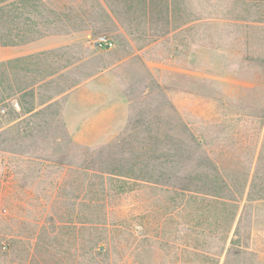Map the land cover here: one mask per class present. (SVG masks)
I'll return each instance as SVG.
<instances>
[{
  "label": "rangeland",
  "instance_id": "374dc122",
  "mask_svg": "<svg viewBox=\"0 0 264 264\" xmlns=\"http://www.w3.org/2000/svg\"><path fill=\"white\" fill-rule=\"evenodd\" d=\"M22 8L30 40L0 49L60 47L0 60V264H182L183 239L162 220L156 240L153 218L183 174L235 187L236 245L220 264H264V0ZM89 210L112 231L95 254Z\"/></svg>",
  "mask_w": 264,
  "mask_h": 264
},
{
  "label": "trees",
  "instance_id": "16d2710c",
  "mask_svg": "<svg viewBox=\"0 0 264 264\" xmlns=\"http://www.w3.org/2000/svg\"><path fill=\"white\" fill-rule=\"evenodd\" d=\"M25 1L0 0V46L16 45L17 39L21 41L25 37L24 41L30 40V37L25 36L18 27L23 14L29 17L22 8ZM17 12L21 15L19 22L16 21ZM10 22L12 30H15L14 35L10 31ZM163 184L167 187V200L164 203L167 206L165 209L167 213L165 216L162 208L155 212L153 219L157 220V225L153 230L156 240L163 236L161 224L166 221L169 226L167 235L170 234L172 239L177 236L183 239L182 264H220L223 255H229L236 245V241L231 240L230 235L237 223L240 209L238 200L228 195L235 193V187L230 188L225 180L203 181L187 174L171 176L169 181ZM88 200L87 204L90 206L95 202L91 198ZM88 213L92 217V222L88 226L89 249L95 254L98 247L107 242L105 241L107 237L103 236L110 235L112 231L106 226L93 225L94 221L103 218L101 213L90 210ZM73 215L78 217L75 213ZM104 216L106 218L108 215ZM7 242L8 234L0 228V257L7 256Z\"/></svg>",
  "mask_w": 264,
  "mask_h": 264
},
{
  "label": "crops",
  "instance_id": "0c3cea01",
  "mask_svg": "<svg viewBox=\"0 0 264 264\" xmlns=\"http://www.w3.org/2000/svg\"><path fill=\"white\" fill-rule=\"evenodd\" d=\"M50 43L51 42L46 39L32 42L27 45L4 47L3 49H0V56H2L0 60H11L14 58L28 56L35 53L37 54L40 52L49 51L60 47V45H50Z\"/></svg>",
  "mask_w": 264,
  "mask_h": 264
},
{
  "label": "built area",
  "instance_id": "2783aa9c",
  "mask_svg": "<svg viewBox=\"0 0 264 264\" xmlns=\"http://www.w3.org/2000/svg\"><path fill=\"white\" fill-rule=\"evenodd\" d=\"M94 43L104 49H112L114 47V41L107 35H99L94 39ZM3 112H6L4 110Z\"/></svg>",
  "mask_w": 264,
  "mask_h": 264
}]
</instances>
